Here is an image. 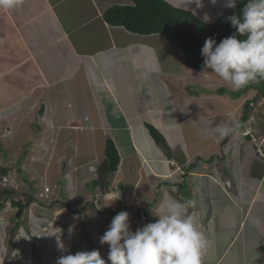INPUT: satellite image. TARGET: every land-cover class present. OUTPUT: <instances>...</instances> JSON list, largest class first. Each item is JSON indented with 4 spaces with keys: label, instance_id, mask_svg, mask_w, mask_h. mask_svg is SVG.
I'll list each match as a JSON object with an SVG mask.
<instances>
[{
    "label": "crops",
    "instance_id": "0c3cea01",
    "mask_svg": "<svg viewBox=\"0 0 264 264\" xmlns=\"http://www.w3.org/2000/svg\"><path fill=\"white\" fill-rule=\"evenodd\" d=\"M166 1L188 9L205 21L216 20L227 9L224 0H217L215 4L211 0ZM130 3L131 0H23L18 8H0V107L21 106L24 103L25 106L35 104L40 107L39 121L32 123L35 140L27 141V144L26 139L19 142L20 149L22 146L25 148V152L22 149L24 159L21 163H30L43 170L47 184L55 189L51 179L59 175L61 168L65 169V164L60 162L63 156L59 153L63 150L67 152V144L71 143L74 151L79 147L80 157H90L94 149L98 155L97 167L89 172L87 185L81 181L77 186L80 194L75 191L69 198L70 204L77 207L91 200L97 204L104 202L105 207L106 203L108 205L114 200L122 204L125 203L127 187L131 185L135 194L146 191L150 195L136 201L141 203L138 209L145 203L156 207L152 212L156 218L152 222L158 219L155 214L161 213L160 205L169 197L190 200L185 198L182 191L186 185L192 186L195 188L193 201L196 203L188 212L209 241L202 264H221L222 258L227 257L240 240L246 244L251 238V246L256 251L244 264H264V253L259 250L260 245L264 244V169L258 176L252 175L257 156L253 147H243L242 154L246 160L242 159L240 164L237 162L233 179L227 178L216 166L221 165L226 157L228 161L225 164L229 168V157L236 158L234 155H239L236 152H221L223 157L216 163L205 162L211 163L206 169L201 161L213 153H220L219 149L224 150L225 144L226 149L233 148L230 141L222 145V139L218 142V148L213 146L215 141H212L213 148L207 154H204L208 151L207 146L204 147L202 157L201 150L188 142L185 133L181 132L185 140L182 139L181 148H176L182 156L173 151L170 154L164 152L160 166H155L154 161L150 163L149 158H142V143L137 145L136 139L144 134L150 135L145 123L157 124L164 137L165 121L159 117L161 110L158 108L159 82L165 86L172 105L170 109L178 115L183 114L178 104V93H182L179 90L188 82H185L186 66L181 51V55L179 53L177 56L183 59L181 64L176 65L177 69L172 68L161 75L158 73V53L161 52L157 36L161 34L134 33L124 26H112L104 20L103 13L107 8ZM161 38L166 40L163 35ZM137 102L140 106L138 112L134 111ZM0 121L3 122V119L0 118ZM9 125L7 127L13 130L12 127L20 123L10 122ZM21 125L24 124L21 122ZM74 126H82L84 130L80 132ZM25 131L22 128L18 137L24 136ZM121 136L124 139L120 141ZM108 138L114 141L119 155L122 153L118 171L113 174L108 173L105 156ZM27 148H30L29 152ZM53 152L59 154L57 158H49ZM198 160V167H195L194 163ZM260 162L259 166L264 167V161ZM59 163L61 167L58 168ZM68 175V181L63 176V186L72 187L75 185L72 182L74 177L72 172ZM114 180H119L117 185L120 191L107 190ZM205 180H211L219 190L210 194L200 193ZM225 181L231 182L226 184ZM91 184L93 189L88 188ZM232 184L235 189L231 188ZM100 207L104 208V205ZM205 209H209L208 215L212 214L209 219L213 223L211 225L207 224ZM140 212L135 214L137 219H134L145 225ZM65 214L67 217L74 215L67 210ZM104 215L101 211L96 214L100 218L96 219L103 220L102 224L105 225ZM71 218L73 216L67 218V226L73 221ZM222 218L226 221H221ZM209 228L214 230L213 237L208 236ZM257 229L261 231L258 237ZM22 232L18 233L22 235ZM66 233L72 235V232ZM42 236L44 242H51L48 235ZM54 239H58V243L61 241ZM37 242L39 259L26 258L29 255L25 253V248L36 246L30 238V242L23 247V258L17 257L22 254L20 252L9 261L1 259L0 264H56L61 255L71 251L69 244V249L65 246L64 250L59 248V253L52 254L50 251L58 249L60 243L46 245L40 240ZM212 248L219 251L213 255ZM99 253L101 255V251ZM101 258L107 260L102 255ZM230 262L236 264V261Z\"/></svg>",
    "mask_w": 264,
    "mask_h": 264
},
{
    "label": "rangeland",
    "instance_id": "374dc122",
    "mask_svg": "<svg viewBox=\"0 0 264 264\" xmlns=\"http://www.w3.org/2000/svg\"><path fill=\"white\" fill-rule=\"evenodd\" d=\"M157 37L160 39L159 48L161 52V54L158 53L159 60L157 69L158 73L161 75V73L164 74L166 71L176 68L178 63L181 64V59L183 58L177 56L180 53V49L175 44L169 42L165 37L166 40H163L161 35H158ZM172 56L175 57L172 58ZM188 69L189 68L187 67L185 68L187 74L185 82L188 83L180 90L178 89L182 92L181 94L178 93V95H180L178 104L181 111H183V114L178 115V113L174 114L172 112V109H170L172 107L171 101L168 97L165 86L162 84L163 82H159L158 108L161 110V114L158 116L165 121L164 137L167 143L166 145L157 144L148 134H144L139 139L137 138L136 144L139 145L140 142L142 143V158H149L150 163L154 161L155 166H160L162 164L161 157L164 155V152L170 154L173 151L176 152L177 155L182 156L179 153V149L176 148H181L182 139L185 140L184 135H182L181 132L185 133L188 142L196 146L197 150H201V156L204 157L202 153L204 147L207 146L208 149L204 154L211 151L213 146L217 148L219 147L218 142L220 138L211 132V128L215 125L228 124L233 120H238L241 124V128L238 130L237 134L231 136L232 141L230 140L229 142L233 148L230 149L227 147L226 149L227 144H225V148L223 147L224 150L219 149L220 153H213L206 160H201L203 167L206 169L211 163L219 161L220 157H223L221 153L223 151L229 152V154H234V152H236L239 154L238 156L234 155L236 158L229 157V168H227L225 164L228 161L226 157L221 161V165L216 166V168L227 178L233 179L232 176H235L237 162L240 164L242 159L246 160L242 154L244 150L243 147L248 149L253 147L257 156L255 155L256 160L253 165L255 166V170L252 171V175L258 176L264 169L263 166H259L261 165L260 160H264L263 96L254 88L248 89L245 87L239 91H235L221 79L216 77L211 71L202 72L201 70ZM220 87H225L227 92L220 94L218 92ZM182 95L184 96L182 97ZM24 104L21 106L0 107V118L3 119V122L0 121V168L3 170L0 171V205H3L0 207V260L6 259L9 261L12 257H16L20 254V252L22 254L17 257L23 258V247H26L28 241L30 242V238L32 239V243L34 245L36 244V246L34 248L32 246L31 248H25L27 249L25 253L29 255L26 256V258L39 259V248L37 247L39 242L37 241L40 240L41 242H44L42 239L43 234L48 235L51 239L49 240L51 242H48V240L44 242L46 245L60 243L58 249H55L54 251L51 250V247L49 246L52 254L59 253L61 245H63V250L65 249V246L69 249L70 244V252L72 254L75 253L76 248L78 251L98 250L99 252L101 251V255L107 259L108 245L101 244L100 238L104 232L108 230L109 221H111L119 212L127 211L130 214L129 221L131 228L135 231L144 226L139 223V220H135L137 219L135 214L143 211L142 213L140 212L142 215V222L144 224L152 222V220L156 218L152 215V212L156 207L153 204L150 205L145 203L139 208L142 210H139L138 206L141 205V203L139 202V204L136 201V199H145L150 195L146 194V191H140L135 194V189H133L131 185H128L125 194V203L122 204L117 200H114L108 205L106 203V207L104 202H99L100 204H97L92 200L90 201L92 204L90 202H87L85 205L81 203L78 204L77 207L73 206L72 203L70 204L69 198H72L71 195L76 192L80 194L79 189L77 191V186L81 184V181H84L86 185L88 184L89 172L96 168V165L99 162L98 155L93 149L90 157H80L78 155L80 152L79 147L74 151L73 145L68 143L66 150L68 149L69 151L67 150L65 153L63 150L59 153L63 156L60 162L65 164V169L61 168L58 171L59 175L51 179V181H53L52 183L55 184V189L53 186L48 185L43 170H38L36 165L34 166L30 163H21L22 158L24 159L23 152H25V148L22 146V152V149L19 147L21 145L19 142L26 139L27 144V141L33 142L35 140L36 132H34L35 127L32 123H38V118L40 117V114L38 113L40 107L38 108V105L34 104L25 106ZM139 110L140 106L139 102H137L134 111L138 112ZM7 120L9 121L8 124ZM209 121L212 123L210 124ZM10 122H18L20 125H17L15 128L11 126L13 130H10L11 128L7 127L10 126ZM21 122L24 125H21ZM138 124L142 125L141 123ZM153 125L158 129L157 124ZM21 127L26 130V134L22 137H18V134L21 133ZM74 128L78 129L80 132L84 130L82 126H78V128L74 126ZM140 131L143 133L142 129ZM122 139H124V137L121 136L120 141ZM212 141L215 142H213V146L211 147ZM126 146L128 147L127 144ZM29 150L30 148H27L26 151L29 152ZM59 154L53 152L49 158H57ZM206 161L211 163H205ZM198 163L199 160L194 163V166L198 167ZM31 167L36 168L31 169ZM59 167H61L60 163L58 164V168ZM117 171L118 167L114 173ZM71 172L74 177L72 182L75 183V185L72 187L63 186V180L66 179V181H68V174ZM52 173L54 174V171H51V174ZM111 174H113V172H111ZM63 176H65L64 179ZM117 177L118 175L116 174L115 178ZM93 179L95 178L93 177ZM118 182L119 180L112 181V184L108 185L107 190L112 188V190L115 189V191H120L117 185ZM229 182L225 181L226 184H229ZM225 183L223 185H225ZM203 185V191L200 192L202 194H210L215 192L216 189L219 190V187L211 180H205ZM154 186L155 185L152 183V187L155 190L156 187ZM124 187L125 186L121 189ZM88 188L93 189L94 186L91 184ZM231 188L235 189V186L232 184ZM194 189L195 188L192 186L190 187L186 185L182 194L186 199L189 198L190 200H194ZM154 190L151 189V192ZM5 191L8 192V196ZM88 198H90L89 195ZM17 201H20L26 206L24 208H18L14 205V202ZM101 205H104V208H101ZM255 206L258 207V204H255ZM19 210L21 211L19 212ZM66 210L68 213L74 214L68 215V217L73 216V219L71 218L70 220L74 221V223L71 221L68 226L67 223L69 222L67 214H65ZM208 210L209 209L204 210V215L207 214ZM101 211L102 213H105V225L102 224L104 223L103 220L100 219V221H98L96 219V217H98L96 214L101 213ZM211 215L207 214L206 216L208 225L213 224L211 220H209L211 219ZM221 221L226 220H223L222 218ZM70 228L72 229L71 232L73 237L66 233L70 232ZM207 230L208 236L213 237L215 234L214 230L211 228ZM18 232H22L23 234L21 235ZM256 232L258 237L261 234V231L257 229ZM221 236L225 238L224 235ZM48 237H46V239H49ZM54 238H59L61 241L58 243V239ZM252 239L253 238H251L246 244L242 243L240 240V242L229 252V255L222 258L221 264H230L231 260L236 261V264H244L245 260L250 258L256 251L255 247L251 246L253 245ZM52 240L56 242H52ZM262 240H264V235ZM220 247L221 246H219V248ZM217 251H219V249L212 248L211 253L214 255ZM67 252L69 251H66V254ZM18 263L21 264L20 262Z\"/></svg>",
    "mask_w": 264,
    "mask_h": 264
},
{
    "label": "clouds",
    "instance_id": "9594fccd",
    "mask_svg": "<svg viewBox=\"0 0 264 264\" xmlns=\"http://www.w3.org/2000/svg\"><path fill=\"white\" fill-rule=\"evenodd\" d=\"M22 3L0 0V8H18ZM237 3L243 4L239 13L225 17L235 31L219 43L206 38L200 50L202 72L211 71L235 91L264 80V0H224V7L235 9ZM241 36L246 39H238ZM240 128V122L233 120L215 125L211 132L224 139L237 134ZM195 203L169 197L160 205L161 213L155 214L158 219L135 231L130 214L121 211L100 238L101 244L108 245L107 260L98 250L77 251L61 255L56 264H202L209 241L188 212ZM60 247L63 250V245Z\"/></svg>",
    "mask_w": 264,
    "mask_h": 264
},
{
    "label": "trees",
    "instance_id": "16d2710c",
    "mask_svg": "<svg viewBox=\"0 0 264 264\" xmlns=\"http://www.w3.org/2000/svg\"><path fill=\"white\" fill-rule=\"evenodd\" d=\"M242 7V3H237L235 9L227 8L216 20L205 21L191 11L173 6L166 0H131L130 4H118L107 8L103 17L108 24L124 26L130 32L163 35L180 49L184 56V65L187 68L202 71L203 57L200 50L206 38L212 37L219 43L222 38L231 35L235 30L225 17L234 12L239 13ZM238 39H246V36L238 37ZM246 88L256 89L264 98V80L259 83H251ZM218 92L223 94L227 92V89L220 87ZM145 126L157 144L166 145L162 133L153 124L147 122ZM230 140L231 136L224 138L221 144ZM105 156L108 172H114L119 165L120 158L118 149L110 138L106 140ZM0 171L3 170L0 168ZM5 193L8 196V192L5 191ZM14 205L18 208L26 206L20 201L14 202ZM2 206L1 204L0 207ZM259 250L264 253V244L260 245Z\"/></svg>",
    "mask_w": 264,
    "mask_h": 264
},
{
    "label": "water",
    "instance_id": "95a60500",
    "mask_svg": "<svg viewBox=\"0 0 264 264\" xmlns=\"http://www.w3.org/2000/svg\"><path fill=\"white\" fill-rule=\"evenodd\" d=\"M21 210H19V212H20Z\"/></svg>",
    "mask_w": 264,
    "mask_h": 264
}]
</instances>
